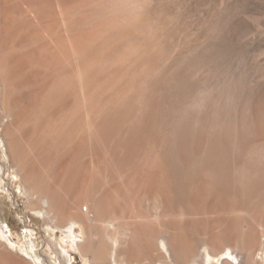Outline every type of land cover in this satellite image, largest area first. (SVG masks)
Returning <instances> with one entry per match:
<instances>
[{
	"label": "rangeland",
	"instance_id": "obj_1",
	"mask_svg": "<svg viewBox=\"0 0 264 264\" xmlns=\"http://www.w3.org/2000/svg\"><path fill=\"white\" fill-rule=\"evenodd\" d=\"M137 1L144 5L145 38L154 50L144 89L147 104L141 110L148 132L138 137L121 170L106 158L103 169H95L87 152L79 155L88 168L86 188L92 185L85 202L97 208L86 213L98 222L77 224L76 234L81 240L94 235L114 251L122 235L134 231L135 244H153L156 261L174 264L175 252L161 243L176 230L180 245L192 250L199 264H224L231 248L233 263L252 264L254 258V264H264V0ZM2 89L0 84V100ZM8 122L1 112L0 220L14 241L9 249L33 264L41 262L26 251L43 254L45 264H94L92 255L71 241L68 227L48 228L47 212L29 207L34 198L12 161L4 132ZM157 167L163 172L155 173L156 188L171 185L174 191L175 207L162 219L157 195L141 193L139 174L134 177ZM91 171L97 172L95 180ZM57 175L49 179L54 188L63 179ZM107 180L124 190L131 183L126 192L131 200L124 202L116 190L103 196ZM108 221L115 223L114 231L105 226ZM214 236L223 243L203 244ZM204 255L210 263L203 262ZM148 257L142 250L136 261L148 264Z\"/></svg>",
	"mask_w": 264,
	"mask_h": 264
},
{
	"label": "bare ground",
	"instance_id": "obj_2",
	"mask_svg": "<svg viewBox=\"0 0 264 264\" xmlns=\"http://www.w3.org/2000/svg\"><path fill=\"white\" fill-rule=\"evenodd\" d=\"M143 6L137 0H0V122L3 112L9 118L4 132L12 161L23 173L34 198L29 207L47 212L48 228L68 227L71 241L77 242L84 255L91 254L94 264H141L136 259L142 250L149 255L148 264H167L152 256L153 244H135L134 231L129 237L130 231L124 233L121 245H114V251H110L94 235L81 240L75 229L80 223L89 226L88 222H98L86 213L97 208L85 202L92 185L86 188L84 174L88 168L79 162V155L87 152L95 169L106 158L113 168L121 170L131 159L138 137L148 132L141 110L147 104L144 89L154 50L145 38ZM159 168L137 172L134 177L139 174L137 187L141 193L157 195L158 219H162L172 213L175 204L171 199L173 187L165 189L161 185L164 190L159 191L154 183ZM91 173L95 180L97 172ZM51 174L63 177L57 188L49 180ZM118 185L110 183L103 196L116 190L124 202L131 198L126 193L131 183L125 190ZM131 218L129 221H133ZM105 226L116 229L113 221ZM158 237L156 234L153 238ZM218 237L203 244L223 243L224 239ZM0 244V264H33L9 249L14 241L1 220ZM161 246L175 252L174 264L200 263L192 250L180 245L176 230ZM231 249L224 264H237L229 260L236 259L235 248ZM25 253L35 262L47 261L43 254ZM202 260L210 263L205 255ZM255 262L252 258L251 263Z\"/></svg>",
	"mask_w": 264,
	"mask_h": 264
}]
</instances>
